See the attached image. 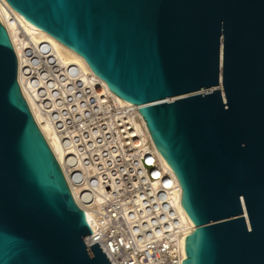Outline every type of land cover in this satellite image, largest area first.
<instances>
[{"label":"water","instance_id":"95a60500","mask_svg":"<svg viewBox=\"0 0 264 264\" xmlns=\"http://www.w3.org/2000/svg\"><path fill=\"white\" fill-rule=\"evenodd\" d=\"M136 105L195 225L183 264H264V0H6ZM0 22V264H112Z\"/></svg>","mask_w":264,"mask_h":264},{"label":"built area","instance_id":"2783aa9c","mask_svg":"<svg viewBox=\"0 0 264 264\" xmlns=\"http://www.w3.org/2000/svg\"><path fill=\"white\" fill-rule=\"evenodd\" d=\"M34 56L37 62L26 72L33 97L63 145L72 148L67 183L76 204L90 208L99 223L89 238L112 264H176L170 250L176 228L169 192L173 172L155 179L149 163L157 150L152 138L142 143L136 136L120 139L117 120L125 117L124 109L100 102V93L82 82L78 67L58 66L36 48L30 58ZM126 128L130 125L120 131ZM72 186L82 190L77 199Z\"/></svg>","mask_w":264,"mask_h":264},{"label":"bare ground","instance_id":"6f19581e","mask_svg":"<svg viewBox=\"0 0 264 264\" xmlns=\"http://www.w3.org/2000/svg\"><path fill=\"white\" fill-rule=\"evenodd\" d=\"M0 22L8 32L14 52L16 54V58L18 59L17 76L23 97L28 104L36 124L48 142L60 167L63 169L68 182L70 180L69 175L72 173V170L67 166V162L70 161L67 159L72 151V148L65 147V145H63L60 137L48 122L47 117L44 115L42 107L35 102L32 94V81L26 77V72H30L33 68V60L36 63L38 59L35 56V59L30 58L33 55V50L35 48L38 50L39 54H42L47 57V59L60 64L58 66H63L65 68L74 66L78 67L79 71L81 72L82 82L89 85L90 90L96 89L97 92L100 93V102L109 101L108 105L111 108L115 107L119 110L124 109L126 113L125 117H119L117 120V133L119 134L120 139L124 138L123 135H126L129 138L136 136L139 138L138 140L141 143L145 142V140L151 139L150 134L146 132L147 129L143 127L144 121H142V117L139 115V108L111 92L107 84L94 75L87 62L80 55L60 43L45 31L28 22L23 16L16 12L6 0H0ZM90 82H92V84H89ZM128 125H130V128L124 129V132L122 133L120 131L121 127H126ZM155 151V157H151L149 159V163L154 166V168H150L154 169V176L156 177L155 179H158L163 178L164 173L168 171L172 172V170L169 168L158 151ZM91 168L92 167L89 169ZM172 175V179L174 180L171 181L172 186H170L169 192L172 197V205L176 209V228L174 230L175 240H173L175 241V247H171L170 250L171 254L173 255V259H176V264H183V261L186 259V237L194 232L195 225L183 207L182 189L180 184L176 176H174L175 174L172 173ZM165 184L167 185L169 182H165ZM71 190L76 196V199L78 198L79 193L82 191L80 188L75 186H72ZM84 201L88 204L89 199L85 197ZM77 202L82 207L83 211L94 222L97 230L99 223L96 221V217L92 210L80 204L81 202ZM90 236L91 235L87 236V239L85 238L88 248L97 244L94 239L89 238Z\"/></svg>","mask_w":264,"mask_h":264}]
</instances>
